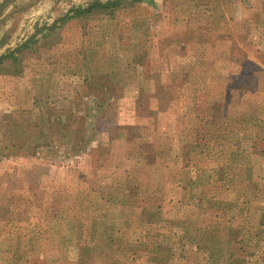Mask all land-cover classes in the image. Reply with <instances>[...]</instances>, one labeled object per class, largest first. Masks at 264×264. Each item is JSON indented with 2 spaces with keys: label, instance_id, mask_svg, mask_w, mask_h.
<instances>
[{
  "label": "rangeland",
  "instance_id": "1",
  "mask_svg": "<svg viewBox=\"0 0 264 264\" xmlns=\"http://www.w3.org/2000/svg\"><path fill=\"white\" fill-rule=\"evenodd\" d=\"M0 264H264V0H0Z\"/></svg>",
  "mask_w": 264,
  "mask_h": 264
}]
</instances>
